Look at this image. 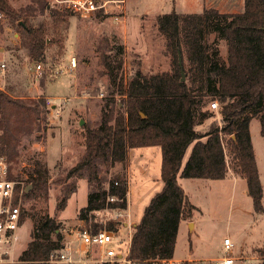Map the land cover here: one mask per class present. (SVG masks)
Segmentation results:
<instances>
[{
    "label": "trees",
    "instance_id": "obj_1",
    "mask_svg": "<svg viewBox=\"0 0 264 264\" xmlns=\"http://www.w3.org/2000/svg\"><path fill=\"white\" fill-rule=\"evenodd\" d=\"M37 12L49 14L58 24L71 11L50 0H32L31 6L16 11L8 0H0V15L23 30L25 43L36 60L44 55L48 42L45 28L29 22ZM156 26L172 56V72L146 74L138 68L125 83L121 75L123 47L105 56L110 96L102 108L100 124L86 131L83 157L68 173V177L86 179L90 187L80 220L93 233L101 229L118 232L125 222L113 218L106 225L97 223L95 213L126 210L128 181L114 177L104 187L101 167L126 162L129 149L161 147L163 188L151 199L132 231L130 258L139 264L174 258L180 223L193 218L196 207L179 178L225 180L231 169L246 181L255 213L264 212V189L250 131L251 121L257 118L264 136V0H245L242 13L210 8L196 14H165L157 18ZM211 32L227 42L226 65L215 59L216 52L211 53L206 43ZM179 51L185 57V81ZM116 95L121 97L120 103ZM208 99L218 101L222 125L213 123L201 133L197 127L214 116L204 109ZM45 104L41 99L33 107L27 106L0 89V129L3 150L10 161L18 156L19 142L41 126L39 106ZM13 178L25 183L23 203L31 194H48L49 170L39 160L28 179L24 181L21 172ZM29 185L33 187L31 193L26 192ZM75 191V185L66 191L64 205ZM32 238L19 261L10 264H53L51 255L64 248L60 225L54 218L42 221ZM259 251L264 256V248Z\"/></svg>",
    "mask_w": 264,
    "mask_h": 264
},
{
    "label": "rangeland",
    "instance_id": "obj_2",
    "mask_svg": "<svg viewBox=\"0 0 264 264\" xmlns=\"http://www.w3.org/2000/svg\"><path fill=\"white\" fill-rule=\"evenodd\" d=\"M8 2L16 11L32 5V0ZM96 2L106 5L105 8L85 17L71 11L58 24L47 13L37 12L30 16L28 19L32 26L45 28L48 41L44 55L37 60L25 43L23 30L17 23L0 15V64L6 65L0 68V89L27 106L33 107V103L41 99L46 101L45 105L39 106L42 111L41 126L19 142L16 149L18 156L11 161L13 176L21 172L24 181L29 178L38 160L49 170L48 194L26 197L25 226L12 263L19 261L20 254L33 239V232L46 218H54L60 225L65 251L71 245V252L76 254L75 250L81 247L76 235L84 225L80 220V211L87 206L90 187L86 179L68 177V173L83 157L86 131L100 124L102 108L110 96L104 57L123 47L120 57L123 59L121 75L125 83L133 78L138 68L146 74L172 72V56L156 26L159 16L174 12L196 14L210 8L222 13H242L245 9V0ZM206 43L211 53L216 52V60L228 64L225 40L211 32L206 36ZM73 57L76 58V67H71ZM39 63L42 69L37 71ZM115 98L120 103L121 97L116 95ZM208 100L204 109L214 113V116L197 127L201 133L208 131L213 123L222 125L220 108L213 109L211 103L214 101ZM256 119L250 131L264 189V136L261 135V124ZM130 158L113 167L102 166L100 172L104 187L114 177H123L129 182L125 213H129L131 218L130 221L127 217L120 220L125 223L129 221L132 226L131 229L129 225L122 226L116 232L117 238L122 241V244L114 245L117 250L128 243L134 224L140 222L145 208L163 186L162 150L159 146L132 148ZM229 172L232 173L229 178L232 181L224 186L220 185L222 182L214 180L197 182L179 178L199 210L194 214L192 227L183 222L176 258L208 260L221 257V240L228 230L235 243L233 254L238 259L237 264H244L242 259H248L252 264L263 263L264 256L259 250L264 248V212L255 213L253 201L247 194L246 181L231 169ZM196 183L202 185L195 189L190 187ZM74 185L76 191L64 205L66 191ZM21 186L24 188L25 183H21ZM32 189V185H29L26 191L31 193ZM115 214V210L96 212L94 221L106 225L115 218Z\"/></svg>",
    "mask_w": 264,
    "mask_h": 264
},
{
    "label": "built area",
    "instance_id": "obj_3",
    "mask_svg": "<svg viewBox=\"0 0 264 264\" xmlns=\"http://www.w3.org/2000/svg\"><path fill=\"white\" fill-rule=\"evenodd\" d=\"M53 4L62 5L66 9L78 13L81 16H90L98 10L104 9L106 5L98 4L96 0H51ZM2 63L0 68H5ZM71 67H76V58L71 59ZM37 71L42 69L39 63ZM213 109L219 108L218 101L211 103ZM3 131L0 129V264L13 262L18 247L21 244V232L25 226V210L23 203L24 188L21 183L13 178L11 161L3 150ZM115 201L114 198H110ZM126 210H115V219L124 217L131 218ZM125 223L132 226V223ZM83 226L77 231L76 240L80 242V248L71 252V245L51 255V263L64 264H139L130 258L132 234L130 232L128 243L125 247L114 245L122 244L117 238L116 232L101 229L93 233L86 222L82 220ZM21 248V247H20ZM19 248V249H20ZM235 243L230 237L222 241L223 255L215 259L182 261L175 258L156 260L154 264H237L238 259L234 256ZM244 264H252L248 259H242ZM258 264V263H255Z\"/></svg>",
    "mask_w": 264,
    "mask_h": 264
},
{
    "label": "crops",
    "instance_id": "obj_4",
    "mask_svg": "<svg viewBox=\"0 0 264 264\" xmlns=\"http://www.w3.org/2000/svg\"><path fill=\"white\" fill-rule=\"evenodd\" d=\"M2 64V63H1ZM0 64V65H1ZM254 120V119H253ZM253 120L251 121V124H252V122H253ZM258 119H256V121H257ZM259 121V120H258ZM251 126V125H250ZM152 147V146H151ZM160 147V146H159ZM161 148V147H160ZM191 149H192V146L189 148V150L187 151V154H186V156H185V160H184V163L186 162V160L188 159V157H189V155H190V153H191ZM256 156V155H255ZM131 149H129V152H128V159L129 160H131ZM257 160V159H256ZM258 164V163H257ZM259 168V167H258ZM230 176H232V173L229 175V177L227 178V179H225V180H214V181H218V182H222V184H220L221 186H224V184H226V183H228V182H230V181H232V179H229V178H231ZM233 179H235V178H233ZM188 180H194V181H197V180H206V179H188ZM180 182V181H179ZM198 182V181H197ZM129 183V182H128ZM180 184H181V182H180ZM201 185H202V183H200ZM199 183L197 184H195V185H190V187H193L194 189L195 188H197L196 186H199L200 185ZM164 185V184H163ZM182 185V184H181ZM200 185V186H201ZM183 186V185H182ZM195 186V187H194ZM162 188H163V186H162ZM184 188V187H183ZM184 190H185V192L187 193V195H188V197H189V199H190V201H191V203L192 204H194L196 207H198L197 206V204L195 203V201L193 200V198L190 196V194H189V191H188V189L186 190L185 188H184ZM129 192H130V190H129ZM129 192H128V194H129ZM199 210V208H196V210L194 211V214H195V212L196 211H198ZM193 218H194V215H193ZM193 218L191 219V220H182L181 221V223H180V227H179V232H178V236H177V241H178V238H179V235H180V232H181V229H182V225H183V222H186V224H191V223H193L192 221H193ZM137 223H135L134 224V226L136 225ZM193 225H194V223H193ZM126 226V225H125ZM195 226H196V223H195ZM225 237H230L231 239H232V235H231V232L230 231H226L225 232V234H224V236H223V239L225 238ZM222 241L223 240H221V244H222ZM176 246H177V243H176ZM222 246V245H221ZM174 258L175 259H178V260H182V259H179V258H176V249H175V254H174ZM210 259V258H209ZM214 259V258H213ZM190 261V260H203V258H191V259H185V260H182V261Z\"/></svg>",
    "mask_w": 264,
    "mask_h": 264
},
{
    "label": "water",
    "instance_id": "obj_5",
    "mask_svg": "<svg viewBox=\"0 0 264 264\" xmlns=\"http://www.w3.org/2000/svg\"><path fill=\"white\" fill-rule=\"evenodd\" d=\"M179 66H180V70H181L182 81H185L186 75H185L184 66H183V56H182L180 51H179ZM27 191H28V189H27ZM192 226H193V223L190 224V227H192Z\"/></svg>",
    "mask_w": 264,
    "mask_h": 264
}]
</instances>
